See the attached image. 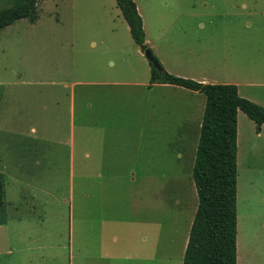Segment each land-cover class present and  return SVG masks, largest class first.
<instances>
[{
    "label": "rangeland",
    "instance_id": "374dc122",
    "mask_svg": "<svg viewBox=\"0 0 264 264\" xmlns=\"http://www.w3.org/2000/svg\"><path fill=\"white\" fill-rule=\"evenodd\" d=\"M137 1L150 36L165 31L154 40L167 66L216 75L218 83H233L241 96L264 106V0ZM167 41L176 47L169 50ZM136 51L115 0H40L35 22L23 18L0 30V264H139L110 259L108 241L99 259L96 245L90 249L87 243L81 252L74 246L75 198L81 204L85 186L98 180L89 166L91 83L148 82V59L142 55L144 65ZM129 89H109L126 97L107 116L113 121L122 110L131 117L137 99L145 147L139 159L146 174L176 175L162 183L164 260L172 253L170 238L184 232L192 215L195 195L191 178L183 181L187 168L181 159L199 106L190 92L158 88L150 105L142 88ZM133 122L126 126L134 128ZM237 149L238 262L264 264V124L256 134L242 112ZM174 189L185 196L182 201H174Z\"/></svg>",
    "mask_w": 264,
    "mask_h": 264
},
{
    "label": "crops",
    "instance_id": "0c3cea01",
    "mask_svg": "<svg viewBox=\"0 0 264 264\" xmlns=\"http://www.w3.org/2000/svg\"><path fill=\"white\" fill-rule=\"evenodd\" d=\"M134 2L142 19L145 42L161 63H163L166 70L181 77H189L195 81L218 83L216 75H201L195 71L185 73L181 68L167 66L154 40L163 38L165 31L160 32L157 36L153 34L150 36L141 7L137 0H134ZM166 46L169 50L176 47L171 41H167ZM136 54L138 60L145 65L146 61L142 57L144 55L143 52L136 51ZM183 63L179 64L183 66ZM109 64H114V62L110 61ZM91 86L90 105L93 108V112L89 135V166L90 172H95L98 180L90 179L88 185L85 186L87 191L81 204H78L75 198L74 231L75 236L77 235L74 243V246H76L75 251L81 252L82 247H86L87 243L90 249L96 245L98 247L96 258L99 259L102 258L105 243L108 241L110 259L124 258L129 262H138L139 264H163V262L167 264H182L190 225L197 206V195L192 179V166L205 104L204 94L168 83L149 84V81L146 82V80L122 81L96 78L91 83ZM116 86H130V94L136 91L135 87H140L142 88V92L149 98V101L150 98L154 101L158 88L175 91L180 94L190 92L196 98L195 102L199 106L198 114H196V126L191 129L190 148L187 150L185 158L182 153L181 159L184 160L185 167L187 168L184 176H182L183 181H186V184L188 183V178L189 180L191 178L189 186H191V190L195 195L192 215L188 218L184 232H180L179 234L174 233L172 236L174 238H170L172 253L164 260L162 258L161 245L162 191H164L166 183L172 182L174 177L176 178V175L172 176L173 174H168L169 176H165L160 172L155 174L156 176L153 175V172H151L152 174H146V166L139 159L140 154L142 157L145 155V147L142 137H140L143 130L139 126L141 119L137 118V115L141 114L143 110L136 96H133L134 100L136 99L132 105L133 111L129 113L133 118L123 117L125 113L122 110L115 111V113L122 116H114L113 121L107 116L108 113L114 111L113 105H122L124 103L122 100L126 97L124 93L111 94L109 89ZM148 104L152 105L153 102L150 101ZM240 112L238 111L237 117ZM132 120H135L132 123L135 125L134 128L131 125L126 126V122ZM260 133L261 130L256 134ZM178 157L180 158L181 155L176 153L177 160ZM104 177L106 178L105 180H99ZM162 183H165V185L162 186ZM174 190V201H182L181 199H184L185 196L183 195L182 198L179 189ZM156 194L159 196L158 201ZM173 203L175 204V202ZM156 216L158 223H156ZM80 226L85 231V239L82 243L79 238ZM236 263H240L238 262V255L236 256Z\"/></svg>",
    "mask_w": 264,
    "mask_h": 264
},
{
    "label": "trees",
    "instance_id": "16d2710c",
    "mask_svg": "<svg viewBox=\"0 0 264 264\" xmlns=\"http://www.w3.org/2000/svg\"><path fill=\"white\" fill-rule=\"evenodd\" d=\"M40 0H0V30L25 18H38ZM134 43L151 51L149 83H168L203 93L201 119L192 179L197 206L190 225L182 264H236L237 247V113L254 123L256 133L264 124V106L243 96L232 83H203L167 72L145 42L141 16L134 0H115ZM0 177V214L3 206Z\"/></svg>",
    "mask_w": 264,
    "mask_h": 264
},
{
    "label": "water",
    "instance_id": "95a60500",
    "mask_svg": "<svg viewBox=\"0 0 264 264\" xmlns=\"http://www.w3.org/2000/svg\"><path fill=\"white\" fill-rule=\"evenodd\" d=\"M144 55H145V57H146L149 61H151L152 65H153L156 69H158V70L160 69L159 64H158L157 61L152 57V55H151V51H150V50L146 49V50L144 51Z\"/></svg>",
    "mask_w": 264,
    "mask_h": 264
},
{
    "label": "bare ground",
    "instance_id": "6f19581e",
    "mask_svg": "<svg viewBox=\"0 0 264 264\" xmlns=\"http://www.w3.org/2000/svg\"><path fill=\"white\" fill-rule=\"evenodd\" d=\"M239 264H244L243 262H240Z\"/></svg>",
    "mask_w": 264,
    "mask_h": 264
}]
</instances>
